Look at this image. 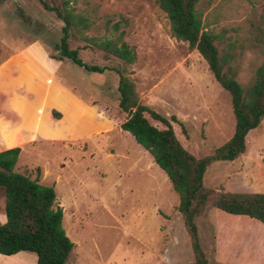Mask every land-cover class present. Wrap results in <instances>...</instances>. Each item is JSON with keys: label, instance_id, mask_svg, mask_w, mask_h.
Returning a JSON list of instances; mask_svg holds the SVG:
<instances>
[{"label": "rangeland", "instance_id": "374dc122", "mask_svg": "<svg viewBox=\"0 0 264 264\" xmlns=\"http://www.w3.org/2000/svg\"><path fill=\"white\" fill-rule=\"evenodd\" d=\"M47 1L54 5L62 0ZM77 1L78 10H96L97 22L88 35L112 37L124 32V40L135 47L138 56L129 70L141 101L170 119L176 117L172 124L187 150L205 157L233 136L236 120L231 94L216 80L198 49L173 36L157 0ZM201 6L205 23H211L209 28L220 35L218 47L236 42L238 79L247 85L264 57L249 44L252 23L264 15V0H202ZM63 25L57 13L46 9L40 0H0V63L14 61L22 77L26 63L44 72L52 68L51 56L59 55ZM70 44L80 49L87 63H122L115 57L105 58L101 50L78 37L72 36ZM55 68L56 78L63 79L65 87L87 103L98 104L121 126L126 114L119 107L115 71L90 72L68 58ZM47 81L52 83L51 78ZM20 88L26 91L24 83ZM44 109V105L38 108L40 114ZM8 118L12 124L18 123L12 114ZM46 126L51 128L45 122L40 124V137ZM36 138L35 134L31 141ZM16 141L14 137L8 144ZM34 143L38 154L24 153L22 162L31 166L23 167V172L56 186L58 203L64 208L63 224L75 243L71 264L194 261L178 210L179 194L131 133L122 127L108 134L97 133L76 144L70 142L75 150L42 139ZM205 183L232 192H264V122L250 132L247 150L240 158L216 161L208 167ZM5 219V192L0 186V223ZM197 224L208 264H264L261 221L209 205ZM37 259L34 252H21L0 256V264H37Z\"/></svg>", "mask_w": 264, "mask_h": 264}, {"label": "trees", "instance_id": "16d2710c", "mask_svg": "<svg viewBox=\"0 0 264 264\" xmlns=\"http://www.w3.org/2000/svg\"><path fill=\"white\" fill-rule=\"evenodd\" d=\"M44 7L53 10L62 19L63 35L57 45V60L71 59L90 72L115 71L119 76V107L126 114L121 123L123 130L131 133L167 174L174 190L179 194L178 210L190 237L194 261L189 264H208L202 248L197 219L212 205L234 215H246L264 223V192H232L225 187L213 188L205 183L208 167L216 161H234L247 150L248 135L264 122V57L251 81H239V57L236 42L220 49V35L204 21L202 0H157L167 15L171 32L179 40L197 48L207 61L211 72L221 86L231 94L235 115L233 136L205 157H197L179 140L171 119L145 105L139 96L130 66L137 61L134 46L124 40V32L116 36H90L87 33L97 22L96 10H78L77 0H62L50 4L40 0ZM93 12V15H92ZM252 49L264 55V15L251 25ZM119 29V25L114 26ZM78 37L97 47L110 59L115 57L121 65H101L85 62L79 48H72L70 38ZM56 117L61 114L54 111ZM148 115L161 122L164 128L154 125ZM183 124V123H181ZM21 147L0 151V186L5 192L6 221L0 223V253L14 255L19 252L37 254V264H71L75 243L63 224L64 208L58 203L55 185L40 182L16 169Z\"/></svg>", "mask_w": 264, "mask_h": 264}, {"label": "crops", "instance_id": "0c3cea01", "mask_svg": "<svg viewBox=\"0 0 264 264\" xmlns=\"http://www.w3.org/2000/svg\"><path fill=\"white\" fill-rule=\"evenodd\" d=\"M51 60L52 68L45 72L34 69L26 63L27 69L26 71L24 69L23 77L21 69L14 67V61L0 63V151L21 147L16 166L20 172H23V167L31 166L29 163L22 162L24 153L31 151V154L36 156L38 154V151L34 149L37 148L34 141L42 139L50 143L67 144L68 149L75 150L70 142L75 143L77 140L86 139L97 133L108 134L121 127L98 104L87 103L82 97L65 87L63 79L55 76V67H58L61 60L53 58ZM47 78L52 79L51 84ZM22 83L26 86L25 92L20 88ZM42 105L45 109L44 113L40 114L38 108ZM54 111L61 114L60 118L54 115ZM10 114L18 118L17 124L10 123L8 118ZM42 122L51 125V128L46 126L48 128L44 130L46 133L40 137L37 132ZM35 134L37 138L31 141ZM14 137L17 141L14 144H8V141ZM40 182L45 183L41 179ZM5 221L6 219L3 222ZM2 255L4 254L0 253V256Z\"/></svg>", "mask_w": 264, "mask_h": 264}]
</instances>
